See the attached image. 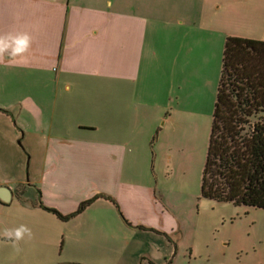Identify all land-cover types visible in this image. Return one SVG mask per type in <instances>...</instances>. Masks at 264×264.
Here are the masks:
<instances>
[{
	"label": "crops",
	"instance_id": "0c3cea01",
	"mask_svg": "<svg viewBox=\"0 0 264 264\" xmlns=\"http://www.w3.org/2000/svg\"><path fill=\"white\" fill-rule=\"evenodd\" d=\"M7 32L33 40L25 62L0 63V144L15 146L23 130L39 152L31 181L22 161L9 176L0 153V188L11 191L0 210L40 192L69 215L99 196L59 221L60 253L84 264H158L160 251H142V242L131 252L136 236L179 227L162 188L188 182L156 167L180 169L189 130L208 117L212 126L226 39L264 40V0H0ZM30 204L42 208L39 195ZM26 242L19 262L42 249Z\"/></svg>",
	"mask_w": 264,
	"mask_h": 264
},
{
	"label": "rangeland",
	"instance_id": "374dc122",
	"mask_svg": "<svg viewBox=\"0 0 264 264\" xmlns=\"http://www.w3.org/2000/svg\"><path fill=\"white\" fill-rule=\"evenodd\" d=\"M236 28L248 29L246 26L238 25ZM10 93L8 91L5 98L9 104L12 103L7 100L10 98ZM30 119H32L30 126L33 129L37 128L36 118ZM75 119L71 118L72 123ZM210 120L209 117L204 121L200 120L196 126L197 130L195 128L189 130L190 134L193 133V140H190L188 146V142L183 146L186 148L185 165L180 166V169L174 166L172 171L160 170L159 166H155L156 173L161 175V178L174 176L176 182L182 175V180L185 179L186 183L188 182L187 187L179 183L178 190L162 186V190H165L162 194L165 195L168 212L171 211L175 215L179 227L175 231H169L167 237L162 238L153 233L140 232L136 236L137 245L132 248V253L139 251L138 242H142L144 244L142 251L145 249L160 251L155 256L158 264H264V209L235 206L232 203L202 197V172L209 144ZM161 125L164 127L165 121H161ZM186 135L187 133L184 132L185 137ZM23 136L24 132L21 130V135L19 134L16 145L13 147L0 144V153L5 160L9 176L12 172L15 173L14 170L22 161L25 176L28 181H31L32 173L35 177L38 158L36 153L39 149H33V155L30 148L22 142ZM153 167L150 168L151 172L149 171L151 174L152 171L154 173ZM172 172H174L173 175L170 174ZM13 187H16L15 184ZM40 194L29 193L25 197V201L28 199L26 203L15 200L12 205L2 208L0 232L4 228L27 225L32 229V240L36 241L35 245L38 242V247L42 249L37 255L25 257L24 261L19 262L16 259L19 252L13 248L11 241L1 240L0 264H84L67 260L66 256L60 253L63 238L61 233L64 232L65 223L59 222L61 219L58 216L49 211L46 212L43 208L29 209L27 207L26 204L31 205V201H35L38 195L40 202ZM129 237H132V234ZM26 240L19 243L21 251L26 249ZM48 245L49 247H45ZM27 248L30 249L31 246L28 245ZM142 260L145 261L144 258ZM99 264H108V262L102 261ZM144 264H148V261Z\"/></svg>",
	"mask_w": 264,
	"mask_h": 264
},
{
	"label": "trees",
	"instance_id": "16d2710c",
	"mask_svg": "<svg viewBox=\"0 0 264 264\" xmlns=\"http://www.w3.org/2000/svg\"><path fill=\"white\" fill-rule=\"evenodd\" d=\"M201 193L218 202L264 209V40L226 39ZM98 197L69 215L42 200L39 204L68 221Z\"/></svg>",
	"mask_w": 264,
	"mask_h": 264
},
{
	"label": "clouds",
	"instance_id": "9594fccd",
	"mask_svg": "<svg viewBox=\"0 0 264 264\" xmlns=\"http://www.w3.org/2000/svg\"><path fill=\"white\" fill-rule=\"evenodd\" d=\"M33 37L27 32H7L0 34V63L7 58L9 63L26 61L27 54L32 46ZM0 237L11 241L13 248L20 252L19 243L24 240H32L33 232L27 225L21 224L15 228H4Z\"/></svg>",
	"mask_w": 264,
	"mask_h": 264
},
{
	"label": "water",
	"instance_id": "95a60500",
	"mask_svg": "<svg viewBox=\"0 0 264 264\" xmlns=\"http://www.w3.org/2000/svg\"><path fill=\"white\" fill-rule=\"evenodd\" d=\"M0 199L6 203L11 201V191L9 188L6 187L0 188Z\"/></svg>",
	"mask_w": 264,
	"mask_h": 264
}]
</instances>
